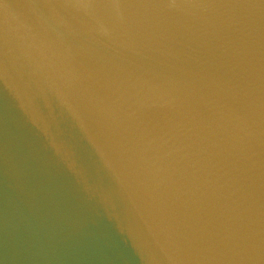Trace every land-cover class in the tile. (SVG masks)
I'll return each instance as SVG.
<instances>
[{
  "label": "water",
  "instance_id": "1",
  "mask_svg": "<svg viewBox=\"0 0 264 264\" xmlns=\"http://www.w3.org/2000/svg\"><path fill=\"white\" fill-rule=\"evenodd\" d=\"M0 264H264V0H0Z\"/></svg>",
  "mask_w": 264,
  "mask_h": 264
}]
</instances>
